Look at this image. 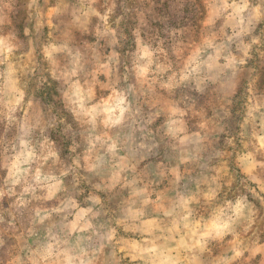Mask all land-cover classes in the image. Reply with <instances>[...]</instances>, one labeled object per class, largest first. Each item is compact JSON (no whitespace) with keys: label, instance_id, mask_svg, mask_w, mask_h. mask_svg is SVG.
Instances as JSON below:
<instances>
[{"label":"rangeland","instance_id":"obj_1","mask_svg":"<svg viewBox=\"0 0 264 264\" xmlns=\"http://www.w3.org/2000/svg\"><path fill=\"white\" fill-rule=\"evenodd\" d=\"M0 264H264V0H0Z\"/></svg>","mask_w":264,"mask_h":264}]
</instances>
